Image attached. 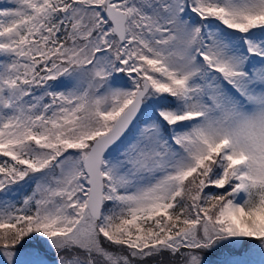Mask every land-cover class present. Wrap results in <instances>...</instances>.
Wrapping results in <instances>:
<instances>
[{
  "label": "snow or ice",
  "instance_id": "snow-or-ice-1",
  "mask_svg": "<svg viewBox=\"0 0 264 264\" xmlns=\"http://www.w3.org/2000/svg\"><path fill=\"white\" fill-rule=\"evenodd\" d=\"M0 264H264V0H0Z\"/></svg>",
  "mask_w": 264,
  "mask_h": 264
}]
</instances>
